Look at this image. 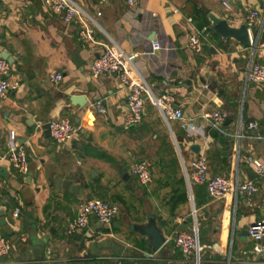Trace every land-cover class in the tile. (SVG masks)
Instances as JSON below:
<instances>
[{
	"label": "crops",
	"instance_id": "1",
	"mask_svg": "<svg viewBox=\"0 0 264 264\" xmlns=\"http://www.w3.org/2000/svg\"><path fill=\"white\" fill-rule=\"evenodd\" d=\"M75 2L86 13L87 25L96 29V44L83 42L80 24H65L43 0H0V57L7 52L14 59L11 76L19 83L18 91L0 99V157L14 133L30 162L29 173L19 175L0 160V213L5 214L0 238L12 242L5 259L44 264L50 251L54 264H196V255L183 254L175 238L192 233L187 220L198 202V221L207 230L199 239L200 264H264L244 235L250 225L264 221V179L255 180L259 193L252 206L244 196L216 202L203 186H189L182 163L204 155L213 176L244 182L250 180L247 167L258 175L248 159L264 162V84L247 83L245 76L251 59L264 64V0H139L136 10L126 0ZM206 11L236 28L251 11L259 12L263 26L253 38L258 46L219 37ZM192 34L202 39V54L187 45ZM154 41L160 49L153 50ZM110 47L136 55V74L156 94L171 95L175 109L198 134L191 136L180 121L167 125L147 99L143 123L127 129L128 91L116 74L91 75L94 59ZM56 73L63 79L55 84ZM75 95L86 97L85 108L71 103ZM223 111L227 119L220 132L204 116ZM57 119L81 127L68 145H59L44 129ZM250 123L256 131L247 128ZM143 160L152 164L148 188L131 174L133 164ZM184 192L187 202L181 200ZM96 198L119 205L112 224L91 220L87 229L66 234L78 217V204ZM147 208L168 240L157 253L125 227L128 219L144 223Z\"/></svg>",
	"mask_w": 264,
	"mask_h": 264
},
{
	"label": "built area",
	"instance_id": "2",
	"mask_svg": "<svg viewBox=\"0 0 264 264\" xmlns=\"http://www.w3.org/2000/svg\"><path fill=\"white\" fill-rule=\"evenodd\" d=\"M44 6L51 14H59L65 24H72L78 22L80 24V38L83 42L88 44H96V29L86 23V13L79 7L75 0H43ZM139 0H126V5L132 10H136ZM224 6L230 9L227 2ZM191 19H189V22ZM262 18L257 11H251L246 16V25L250 31L251 47L258 46L257 41L253 38L256 35L260 36V29L262 28ZM0 25V35H1ZM189 48L195 54H202L204 51V43L202 39L192 34L188 39ZM153 50L161 48L159 42L154 41ZM136 55L127 56L116 48L106 49L99 57L92 62L91 75L99 78L102 76H111L116 74L120 84L128 91V108L129 112L125 118V127L130 129L132 126L143 123L146 114V102L144 97L158 109L160 116L164 122L169 125L170 122L180 121L185 123V129L189 131L191 136L198 134V130L193 129L190 123H186L185 114L176 110L174 107V98L167 94H156L151 86L136 74L135 67L132 64ZM246 71L245 80L247 83L264 84V64L254 62L253 59L249 61ZM63 79L62 73H56L52 76L53 83H60ZM19 90V83L12 80L11 69L9 62L0 57V99H6L13 92ZM227 114L223 112L207 113L204 116L211 128L223 132V125L227 119ZM250 131H256L257 125L250 123L247 127ZM51 137L59 145H68L72 140L76 139L81 131V127L71 123L68 119H57L50 122ZM241 139V134L236 136ZM6 159L12 164L15 171L19 175H27L30 171V162L23 147L15 142V134H11L10 147L6 154L0 157V160ZM249 162L255 166L256 172L261 179H264V162L250 157ZM183 172L186 175L189 186L196 184L204 186L207 193L213 201L221 202L227 197L244 196L246 203L249 206L253 205L254 197L259 193V187L256 181H240L238 177L231 178L223 175H211L209 173V158L208 156L200 155L193 159L188 165L182 160ZM131 174L137 177L139 183L143 187H150L153 183L154 176L152 174V164L147 161H137L133 164ZM0 175V189L2 188ZM120 213L118 204H110L100 198L94 200H85L78 204V217L72 220L68 227L66 234L69 236L75 235L78 230L87 229L91 220L98 221L102 226L109 227L115 218ZM198 210L193 209L191 217L193 219L192 233L179 232L175 238L176 247L187 256L195 254V263L200 264V253L203 250L199 245V229H198ZM249 237L253 242V254L256 257H264V221L252 224L248 227ZM12 249V242L7 238H0V264H17L8 261L5 258L9 256ZM49 258L44 264H54L50 258L52 253L47 252ZM253 264V263H246Z\"/></svg>",
	"mask_w": 264,
	"mask_h": 264
},
{
	"label": "water",
	"instance_id": "3",
	"mask_svg": "<svg viewBox=\"0 0 264 264\" xmlns=\"http://www.w3.org/2000/svg\"><path fill=\"white\" fill-rule=\"evenodd\" d=\"M207 16L211 24L210 26H212L215 33L219 37H222L226 40H234L238 44L246 47H251L250 31L248 25L242 24L240 27L236 28L231 26L226 19H220L209 11L207 12ZM2 58L6 59L9 64H14V59L7 52L2 53ZM145 99L146 97H144V100ZM70 101L74 106H79L80 108H85L87 106V99L85 96L75 95L70 98ZM44 129L47 130V132H50V124L45 125ZM183 140V138L178 137V141L182 142ZM199 149L200 148L197 145L192 147V150L197 153ZM246 172L249 175L250 181H255L259 178V176L248 167L246 168ZM193 209L195 208L193 207ZM4 215L5 214L0 213V217H3ZM129 222L130 226L127 229L130 232H135L143 238L147 239L153 252H159L160 249L167 243V237L165 235V232L159 226L158 217L155 213H149L144 223H133L130 220ZM244 235H249L248 230L245 231Z\"/></svg>",
	"mask_w": 264,
	"mask_h": 264
},
{
	"label": "trees",
	"instance_id": "4",
	"mask_svg": "<svg viewBox=\"0 0 264 264\" xmlns=\"http://www.w3.org/2000/svg\"><path fill=\"white\" fill-rule=\"evenodd\" d=\"M203 187H204V186H203ZM204 189H205V192L207 193L205 187H204ZM181 200H182V202H183V201H186V202L188 201V195H187L185 192L183 193V195H182V197H181ZM196 204H197V209H198V208H199V204H198V202H197ZM175 207H176V205L173 207V210L175 209ZM198 222H199V224H200V228H199V230H200V231H199V235H200L199 237H200V238H199V239H201V237H202V232H207V230L204 229V225L201 224V221H198ZM187 224H188V225H193V219H192V217H190L189 220H187ZM145 247H146V244H145V243H142V245H140V248H141V249H145Z\"/></svg>",
	"mask_w": 264,
	"mask_h": 264
},
{
	"label": "rangeland",
	"instance_id": "5",
	"mask_svg": "<svg viewBox=\"0 0 264 264\" xmlns=\"http://www.w3.org/2000/svg\"><path fill=\"white\" fill-rule=\"evenodd\" d=\"M145 211H146L147 215H148L149 213L152 212L150 208L145 209ZM198 216H199V215H198ZM129 220H130V219L126 220V224H125V227H126V228H128V227L130 226V222H129ZM191 227H192V225H191ZM198 228H200V224H199V222H198Z\"/></svg>",
	"mask_w": 264,
	"mask_h": 264
}]
</instances>
